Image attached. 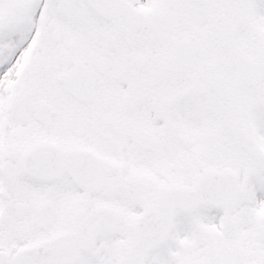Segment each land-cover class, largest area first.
I'll list each match as a JSON object with an SVG mask.
<instances>
[{"label":"snow or ice","instance_id":"1","mask_svg":"<svg viewBox=\"0 0 264 264\" xmlns=\"http://www.w3.org/2000/svg\"><path fill=\"white\" fill-rule=\"evenodd\" d=\"M0 264H264V0H0Z\"/></svg>","mask_w":264,"mask_h":264}]
</instances>
